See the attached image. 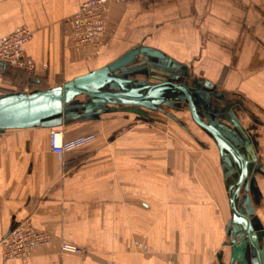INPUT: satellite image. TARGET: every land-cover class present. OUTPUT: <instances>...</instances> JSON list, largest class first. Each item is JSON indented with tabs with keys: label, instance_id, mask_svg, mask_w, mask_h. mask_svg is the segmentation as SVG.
Wrapping results in <instances>:
<instances>
[{
	"label": "crops",
	"instance_id": "0c3cea01",
	"mask_svg": "<svg viewBox=\"0 0 264 264\" xmlns=\"http://www.w3.org/2000/svg\"><path fill=\"white\" fill-rule=\"evenodd\" d=\"M83 1L0 0V37L33 31L22 45L36 63L34 73L0 66V96L63 85L135 46L162 51L179 83L205 92L203 119L242 127L260 258L231 240L236 177L190 110L118 102L68 109L64 138H95L63 156L50 150V128L0 130V242L23 220L54 238L27 260L0 248V264H264V0H111L103 43L74 48L63 19ZM61 240L84 253L63 254Z\"/></svg>",
	"mask_w": 264,
	"mask_h": 264
},
{
	"label": "water",
	"instance_id": "95a60500",
	"mask_svg": "<svg viewBox=\"0 0 264 264\" xmlns=\"http://www.w3.org/2000/svg\"><path fill=\"white\" fill-rule=\"evenodd\" d=\"M141 57H144L145 61L137 64ZM171 62L172 58H168L158 49L154 50L148 45L135 46L102 68L78 75L73 80L63 82V85H54L44 90L36 89L31 93L11 92L0 96V130L60 126L65 123L66 111L78 107L85 109L103 106L105 103L125 102L131 106L138 105L156 110L164 103L181 110L184 108L183 101H187L192 119L214 137L220 149V156L231 166L226 172V177H236V181L230 185V200L234 213L232 221L228 224L233 236L231 240H239L243 252L250 244V253L260 258L254 239L256 226L252 216L255 212L248 193L253 172L249 169L251 160L246 156V146L241 141L242 127L234 119L232 123L238 129L225 127L221 123H208L203 119L198 112L197 103L202 101L205 92L200 87L179 83L174 78L176 68ZM0 66L6 67V64L0 60ZM158 70L164 71L168 76H157L154 72ZM190 90L199 96H195ZM209 114V118L215 120L220 113L210 111ZM253 158L256 161V158ZM243 189L246 193L241 198ZM238 202H243L244 207L238 208Z\"/></svg>",
	"mask_w": 264,
	"mask_h": 264
},
{
	"label": "built area",
	"instance_id": "2783aa9c",
	"mask_svg": "<svg viewBox=\"0 0 264 264\" xmlns=\"http://www.w3.org/2000/svg\"><path fill=\"white\" fill-rule=\"evenodd\" d=\"M110 3L111 0H84L73 14L63 19L62 30L71 46L89 48L90 46L98 47L103 43L104 37L109 31ZM33 36V31L27 27H20L6 37H0V60L6 65L10 63L18 69L34 73L36 63L24 55L22 45L24 41L31 40ZM64 135L63 125H55L50 128V135H48L50 150L58 153L59 156H63L66 151H73L87 145L95 138L94 134L80 135L76 139H66ZM64 162L62 161L60 164L62 167H64ZM53 240V235L48 229H38L31 222L23 220L4 235L0 247L6 257H21L22 260H26L34 248L50 245ZM59 248L63 253L81 254L84 250L71 241L59 243Z\"/></svg>",
	"mask_w": 264,
	"mask_h": 264
},
{
	"label": "rangeland",
	"instance_id": "374dc122",
	"mask_svg": "<svg viewBox=\"0 0 264 264\" xmlns=\"http://www.w3.org/2000/svg\"><path fill=\"white\" fill-rule=\"evenodd\" d=\"M10 67V66H12V67H15V65H13V64H10V63H8V65H6V67ZM16 69H18L17 67H15ZM18 70H21V69H18ZM22 70H24V69H22ZM26 71V70H25ZM176 109V111H178L179 112V114L183 117V118H186V117H188V116H185L186 115V112H187V110H189V109H186V108H183V109H178V108H175ZM192 116V115H191ZM50 135V134H49ZM90 135H92V134H90ZM186 149H189V150H192V149H195V148H197V147H195L194 146V144L193 143H188L186 146ZM65 165V164H64ZM21 222V221H20ZM2 240V239H1ZM61 242H63L62 240H61ZM60 242V243H61ZM68 242V241H67ZM72 242V241H71ZM74 244H76L75 242H73ZM0 245H1V242H0ZM78 246V245H77ZM58 247H59V245H58ZM80 247V246H79ZM1 248V247H0ZM82 248H84V247H82ZM38 249V248H37ZM2 250V249H1ZM84 250H85V248H84ZM84 250H83V252L82 253H84ZM61 251V250H60ZM3 253H4V251H3ZM63 253V252H62ZM71 253V252H70ZM69 253V254H70ZM81 253V254H82ZM31 254V253H30ZM63 254H67V253H63ZM4 256H5V253H4ZM18 258H21V257H18ZM22 259V258H21ZM27 260V259H26Z\"/></svg>",
	"mask_w": 264,
	"mask_h": 264
},
{
	"label": "trees",
	"instance_id": "16d2710c",
	"mask_svg": "<svg viewBox=\"0 0 264 264\" xmlns=\"http://www.w3.org/2000/svg\"><path fill=\"white\" fill-rule=\"evenodd\" d=\"M7 68H8V66H7Z\"/></svg>",
	"mask_w": 264,
	"mask_h": 264
}]
</instances>
